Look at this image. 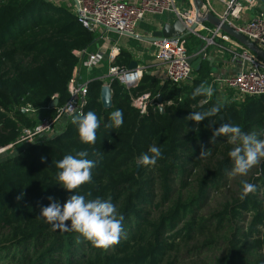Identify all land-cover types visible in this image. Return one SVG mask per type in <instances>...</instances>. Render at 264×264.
<instances>
[{"label":"trees","instance_id":"obj_1","mask_svg":"<svg viewBox=\"0 0 264 264\" xmlns=\"http://www.w3.org/2000/svg\"><path fill=\"white\" fill-rule=\"evenodd\" d=\"M97 37L67 5L0 0V148L69 102V84L80 63L77 53ZM132 61L133 55L122 50L114 66L129 68ZM206 68L202 65L197 74ZM204 75L180 86L147 73L131 88L115 80L110 109L101 102L103 81L94 80L83 109V115L94 111L101 125L94 145L81 143L75 121L53 138L1 156L0 264H180L179 246L207 234L193 248L197 254L220 249L212 264H264V159L247 181L255 185L254 192L199 217L209 190L222 184L233 166L228 157L232 146L225 137L212 143L213 131L227 120L246 132L264 131V95L224 103L193 98L195 88L205 84ZM143 95L152 99L144 115L132 105L133 98ZM214 105L220 108L212 118L215 125L186 121L193 111ZM116 109L123 111L124 123L106 129ZM153 144L161 147L162 158L155 166L138 167V157ZM78 151L96 161L91 182L78 193L87 199L110 198L124 217L119 242L108 248L92 246L75 231L54 230L38 217L49 197L63 204L72 194L58 184L55 162ZM239 186L242 191L243 184Z\"/></svg>","mask_w":264,"mask_h":264},{"label":"built area","instance_id":"obj_2","mask_svg":"<svg viewBox=\"0 0 264 264\" xmlns=\"http://www.w3.org/2000/svg\"><path fill=\"white\" fill-rule=\"evenodd\" d=\"M76 7L71 0L73 12L78 22L89 32L94 33L98 39H105V34L111 29L137 34L140 22L147 16L165 17L172 14L176 19H180L188 27L196 22L194 10H180L176 6L175 0H138L130 2L128 0H77ZM203 12H212L215 16L244 35L252 43L264 48V11L258 6H264V0H203ZM70 5V6H71ZM220 7V8H219ZM254 10L255 14L250 15L248 11ZM209 34L203 38L202 35ZM122 35V34H121ZM204 39L206 48L217 45L218 40L232 45L228 47L231 55V62L241 66L240 71L229 78L219 79L215 82L222 83L226 89L231 91L237 101L246 97L264 95V61L246 50L237 41L222 33L219 28L209 24L199 23L197 28L187 36L166 39L162 42L153 43L156 49V63L162 72L159 77L162 81H167L171 85H185L195 73L190 59L199 57L200 52L192 53L187 48L186 42H194L197 39ZM219 45V44H218ZM121 47L114 46L108 52L110 67L108 76L99 77L95 80L103 81L104 86H110L115 80L119 81L126 88L135 86L147 71H152L143 65H137L135 70L114 66L115 60L121 53ZM107 53L106 47L97 53L86 51L78 52L81 60H85V65L89 69H94ZM80 65V63H79ZM77 66L74 76L69 84L70 100L52 116L40 117L37 124L32 128L23 130L19 139L8 146L0 148V157L15 152L16 149L27 147L34 143L43 142L55 137L57 127L66 119L68 123L75 122L83 116V109L86 104L88 94V82H83L78 73ZM80 72V71H79ZM209 100L211 98H208ZM239 99V100H238ZM152 104L150 95H143L133 98L132 105L137 108L142 115L148 112ZM159 107H161L159 102ZM71 106V111L68 107Z\"/></svg>","mask_w":264,"mask_h":264},{"label":"clouds","instance_id":"obj_3","mask_svg":"<svg viewBox=\"0 0 264 264\" xmlns=\"http://www.w3.org/2000/svg\"><path fill=\"white\" fill-rule=\"evenodd\" d=\"M212 95L213 88L206 87L203 83L196 87L192 93L193 98L197 96L210 98ZM206 102V100L201 101V103ZM67 110L71 111V106ZM219 112V106L214 105L207 111H193L186 121L199 124L202 121L210 120L211 124L215 125L217 120L212 118L216 117ZM76 122L81 143L94 145L97 139V130L101 126L97 114L94 111H88ZM123 123V111L116 109L110 113L104 127L116 130ZM216 137H225L226 143L232 146L228 151V157L233 164L229 173L230 177L246 176L254 166L264 159V131L246 132L241 129L240 125L227 120L213 131L212 143H215ZM204 154L205 152L201 153V155ZM88 155L87 151H78L75 155L67 154L55 162V167L59 170L56 174L58 184L72 194L63 204L49 197V205L42 207L38 217L44 219L54 230L75 231L92 246L108 248L119 242L124 217L118 216L116 205L110 198L87 199L86 195L78 193L77 190L82 185L91 182L92 170L96 166V161L88 159ZM161 158V147L153 144L147 152L138 157L136 163L138 167L155 166ZM254 191L255 185L245 181L240 195L241 200Z\"/></svg>","mask_w":264,"mask_h":264},{"label":"crops","instance_id":"obj_4","mask_svg":"<svg viewBox=\"0 0 264 264\" xmlns=\"http://www.w3.org/2000/svg\"><path fill=\"white\" fill-rule=\"evenodd\" d=\"M128 1L136 2L138 0H128ZM175 2L178 4V6L177 4L176 6L180 10H191V11L193 10L192 0H175ZM69 8H72V5ZM258 8L259 10L264 11L263 5L262 6L259 5ZM174 20H176V18L172 14H167L165 17H157V16L149 15L145 18L144 21L139 23L137 31H136L137 35L142 36V37H151L154 32L161 30L166 23L173 22ZM117 34L118 33H113V32L106 33L104 38L107 37L111 43L109 41H106V38L105 40L101 38V39L96 40L95 43L89 49L86 50L87 54L97 53L98 51L101 52L103 50V47H106L107 53L104 56V60L101 61L94 69L87 68L84 63L85 60L84 61L81 60L79 68H78V73L81 76L82 81L90 83L99 77L108 76V70L110 67V63L108 61V52L111 51V48L114 46H119L121 47L122 50H126L130 52L133 55L132 62L135 61L137 62V65H143L146 68H150L152 70L151 74L156 75V77L159 79L162 72L160 70L159 65L156 63L157 61L156 60V49L155 47L152 46L153 43L143 42V41H140L132 37L123 36L125 37L124 39H126L127 41L128 40L132 41L133 45H137L138 42H143V43H147L150 46V48L146 47L149 49H147V51L142 53V55L141 54L135 55L131 47L129 46L127 47V45H125L126 46L125 47L123 46L122 43H119L116 41ZM208 35L209 34H205V35H202V37L205 38V37H208ZM104 41L106 42L105 44H104ZM202 42L206 43L204 39L200 38V39L195 40L192 43L187 41L186 45L190 52L197 53V52L203 51V49L205 48L206 44L202 45ZM219 42L221 44H219ZM222 42L223 41H220L219 39L217 45H213V46L206 48L207 49L206 57H208L209 60L205 59L202 65H205L208 71L207 72L205 71L202 74H197V72L194 73L198 77L200 76L201 78L205 74L204 75L206 77L205 82H204L205 86L206 87L211 86L214 89L213 97H210V98L220 103H224L226 100H229L230 96H233V94L231 93V91L226 89V87L222 83L215 82V81L219 79H225V78L232 77L236 75L240 71V68H241L239 64H235L231 62V55L229 53L230 51L227 49L230 46L232 48V45L227 42H223V43ZM211 58H214V61H210ZM99 70L102 71L101 72L102 74H99L100 72ZM61 122L58 125L57 131H56L57 134H60L63 130H66V127L68 125V122L66 119H63Z\"/></svg>","mask_w":264,"mask_h":264},{"label":"rangeland","instance_id":"obj_5","mask_svg":"<svg viewBox=\"0 0 264 264\" xmlns=\"http://www.w3.org/2000/svg\"><path fill=\"white\" fill-rule=\"evenodd\" d=\"M49 1H52L53 3H55V5H57L59 7L65 6V5H68L69 7H71L70 6L71 0H49ZM177 6H178V4H177ZM70 9H71V11H73V8H70ZM248 14L254 15L255 11L250 10V11H248ZM123 36L124 35L117 34V40L116 41L119 43H122L123 46L127 45V47L128 46L131 47L132 50L134 51L135 55L136 54L142 55V53H144L145 51H147V49L150 48V46L147 43H143V42H138L137 45H133L132 41H130V40L127 41L126 39H124L125 37H123ZM103 40H105V39H103ZM105 43L106 42L104 41V44ZM203 44H206V43L202 42V45ZM152 46L155 47L154 45H152ZM146 47H149V48H146ZM101 72L102 71H100L99 74H102ZM197 77L198 76L196 74H193L191 81L195 80ZM213 93H214V89H213ZM211 97H213V95ZM227 101H237V100H236V97L234 98V96H230V99L226 100L225 102H227ZM33 117L37 118L38 115L33 114ZM39 119L40 118H38V121H39ZM64 131L65 130H63L61 133H63ZM259 164L254 166L248 172V174L246 176H243V177H241V176L230 177L229 176L230 172H229L227 174L226 178L224 179V182H222V184H219L218 187L215 189L211 188L209 190L208 198H207L206 202L203 204L201 211L199 212V217H208L211 215V213L217 211L226 202H228V201L231 202L233 199L238 198L241 195L240 186H239L240 183L243 184L245 181L247 182L250 177H253L256 174L257 170L260 168ZM179 187H180L179 183L175 185L176 189H178ZM154 194L158 199L159 195H160V190H159L158 186L155 187ZM158 215H159V210H157L154 218L158 217ZM248 221L249 220H247V222ZM208 237H209L208 234L207 235H200L196 238V240L189 242L188 245H185V244L180 245L179 246L180 247V261H181L180 264H212L215 257H218L220 255V253H222V251H220V249L214 250L212 252H208L207 250H204V252H202L201 254H197L193 248L196 244L205 242V240Z\"/></svg>","mask_w":264,"mask_h":264},{"label":"water","instance_id":"obj_6","mask_svg":"<svg viewBox=\"0 0 264 264\" xmlns=\"http://www.w3.org/2000/svg\"><path fill=\"white\" fill-rule=\"evenodd\" d=\"M73 3L76 7H78V1L73 0ZM193 10L196 16V22L188 28L183 21L180 19H176L173 22L166 23L161 30H158L152 34L151 37H142L137 34H128L125 32H120L114 29L110 31L113 33L122 34L124 36L132 37L138 39L143 42L148 43H156L162 42L166 39L176 38V37H184L192 33L198 26L199 23L201 24H209L212 27L219 28L220 31L226 35H228L231 39L237 41L241 44L246 50L251 52L252 54L256 55L258 58L264 61V48L252 43L248 40L244 35L238 33L235 29L230 27L228 24L223 22L217 16H215L212 12H203L204 1L203 0H192ZM208 59L206 57L205 48L203 51L200 52L199 57L191 58L190 64L192 65L195 72H199L201 70L203 61ZM210 61H214V58H211ZM137 67V62H132L129 66V69L135 70ZM148 75H151V71L146 72ZM162 98L159 97V102L161 103ZM101 102L105 109H110L113 106V95L110 86H104L101 91ZM58 101L55 100L52 103V107L56 108ZM163 111V109H161Z\"/></svg>","mask_w":264,"mask_h":264}]
</instances>
